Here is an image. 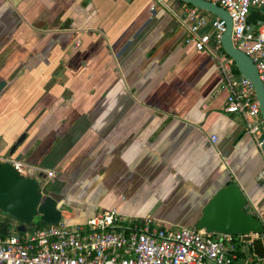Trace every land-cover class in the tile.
I'll list each match as a JSON object with an SVG mask.
<instances>
[{
  "label": "crops",
  "instance_id": "obj_1",
  "mask_svg": "<svg viewBox=\"0 0 264 264\" xmlns=\"http://www.w3.org/2000/svg\"><path fill=\"white\" fill-rule=\"evenodd\" d=\"M163 1L0 0V161L52 172L42 186L69 226L116 209L194 227L229 182L248 213L264 208V159L219 88L222 51L186 43L191 7Z\"/></svg>",
  "mask_w": 264,
  "mask_h": 264
},
{
  "label": "built area",
  "instance_id": "obj_2",
  "mask_svg": "<svg viewBox=\"0 0 264 264\" xmlns=\"http://www.w3.org/2000/svg\"><path fill=\"white\" fill-rule=\"evenodd\" d=\"M152 1L151 11L157 4H165L163 0ZM205 1L228 13L231 42L255 65L264 95V0ZM252 10L261 11L262 18L257 24L248 22ZM207 14L191 7L184 11L183 18L175 15L187 32L186 43L192 44L196 51L214 52L211 43L220 49L226 26L219 17L209 18ZM207 27L209 33L200 32ZM214 55L221 75L219 88L227 91L228 110L242 117L264 159V123L254 87L248 79L233 73V62L223 51ZM211 141L216 138L211 137ZM1 162L12 164L21 176L28 175L19 161L8 158ZM46 175L51 177L52 172ZM252 213L262 224L263 232L231 236L195 227L164 228L150 216L122 219L116 209H108L84 225L69 226L61 221L23 233H10L8 237L0 235V264H264V257L249 252L255 242L264 250V208L253 207ZM237 242L241 243L240 249Z\"/></svg>",
  "mask_w": 264,
  "mask_h": 264
},
{
  "label": "water",
  "instance_id": "obj_3",
  "mask_svg": "<svg viewBox=\"0 0 264 264\" xmlns=\"http://www.w3.org/2000/svg\"><path fill=\"white\" fill-rule=\"evenodd\" d=\"M179 1L224 21L226 30L222 35L221 49L232 60L238 74L252 83L259 104L260 116L264 123V95L257 69L245 53L233 46L231 42L232 23L228 13L216 4L205 0ZM6 84V81H0V93ZM25 135V133L22 134L12 145L10 155L23 142ZM20 160L21 155L16 158V161ZM45 177L43 173L34 175L31 169L27 176H21L12 164L0 161V212L13 220L15 232H25L27 225L34 220H42L46 225H54L62 221V213L57 201L48 194L46 187L42 186ZM246 205L247 198L241 188L235 182H229L217 190L203 207L202 215L194 227L208 233L231 236L262 233V224L245 210ZM8 228V223L0 221L1 236L10 235Z\"/></svg>",
  "mask_w": 264,
  "mask_h": 264
},
{
  "label": "trees",
  "instance_id": "obj_4",
  "mask_svg": "<svg viewBox=\"0 0 264 264\" xmlns=\"http://www.w3.org/2000/svg\"><path fill=\"white\" fill-rule=\"evenodd\" d=\"M188 6H190V5H188ZM261 18L262 17L260 16V13L257 10L251 11L249 16H248V22H250L252 24H257L261 20ZM220 49H221V47H220ZM232 71H233V73L238 74V71H237L236 67L234 66V64H233ZM45 226H47V225L44 224L42 220H40L38 222V224L36 225V228H42ZM236 238L237 237H234V239H236ZM240 246H241V243L237 242V249H240ZM249 252L252 254L255 253L258 257H264V250H263V248L259 242H255L254 245L249 247ZM240 256H242V254H240Z\"/></svg>",
  "mask_w": 264,
  "mask_h": 264
},
{
  "label": "rangeland",
  "instance_id": "obj_5",
  "mask_svg": "<svg viewBox=\"0 0 264 264\" xmlns=\"http://www.w3.org/2000/svg\"><path fill=\"white\" fill-rule=\"evenodd\" d=\"M0 221L1 222H6L9 224V232L11 234H13L15 232V224L13 223V220L7 218V216H5L3 213L0 212ZM39 220H34L32 223L28 224L27 225V229L30 230V229H33V228H36V225L38 224ZM72 228H75V227H72Z\"/></svg>",
  "mask_w": 264,
  "mask_h": 264
},
{
  "label": "flooded vegetation",
  "instance_id": "obj_6",
  "mask_svg": "<svg viewBox=\"0 0 264 264\" xmlns=\"http://www.w3.org/2000/svg\"><path fill=\"white\" fill-rule=\"evenodd\" d=\"M13 42L8 43V45L12 44ZM10 48H12V46H10ZM8 48V46L5 48V51H1L0 50V59H3L2 61H7L8 58H10V56L12 55L11 49ZM21 67V63L16 67V69L14 70V72L11 74V76L15 75L16 73H18L19 69ZM24 134V133H23ZM21 137V136H20ZM19 137V138H20ZM18 138V139H19ZM17 139V140H18Z\"/></svg>",
  "mask_w": 264,
  "mask_h": 264
}]
</instances>
